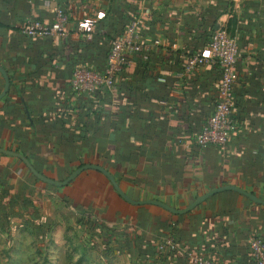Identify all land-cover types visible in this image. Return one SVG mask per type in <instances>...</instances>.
Here are the masks:
<instances>
[{"label":"crops","instance_id":"crops-1","mask_svg":"<svg viewBox=\"0 0 264 264\" xmlns=\"http://www.w3.org/2000/svg\"><path fill=\"white\" fill-rule=\"evenodd\" d=\"M61 8L70 19L67 37L22 35L27 19L50 26ZM134 19L143 49L129 56L131 65L117 77L119 92L100 93L97 101L82 95L73 85L76 65L104 69L111 38ZM215 20L239 49L236 131L224 146L201 148L197 136L218 102L222 71L218 64L184 70L193 55H209ZM84 22L92 23L90 32L79 30ZM0 66L11 81L0 101V148L25 156L39 173L64 181L83 165H99L126 192L138 189L160 202L170 198L177 209L187 206L189 195L198 198L221 186L264 200V0H0ZM4 87L0 73V94ZM52 187L20 158L0 153V226L18 230L32 224L34 213L46 223L40 202ZM60 191L49 193L51 201L69 203L78 217L117 230L121 247L109 244L111 254L130 264H195L198 256L252 264L246 238L264 239V206L236 192L174 215L128 204L93 170ZM4 234L15 239L20 232ZM166 237L179 249L160 256L157 247Z\"/></svg>","mask_w":264,"mask_h":264},{"label":"built area","instance_id":"built-area-1","mask_svg":"<svg viewBox=\"0 0 264 264\" xmlns=\"http://www.w3.org/2000/svg\"><path fill=\"white\" fill-rule=\"evenodd\" d=\"M149 14L150 11L145 12ZM68 17L61 9L56 10L53 25H45L39 20H28L22 27L21 33L27 38L49 37L53 35L65 36L69 32ZM139 20H131L124 33L112 42L108 57V67L101 77L102 85L108 89L116 90V79L125 67L131 65L130 55L142 51L140 43ZM91 22L79 24V30L90 32ZM209 55L195 54L185 64V73L189 74L199 67L218 64L222 71V79L218 88V102L206 126L197 136V144L205 147L208 144L218 143L226 145L229 136L236 131L233 113V89L236 82V67L239 60V49L236 38L228 30L218 25L213 31L209 42ZM77 80V78H76ZM77 82V81H76ZM76 84V83H75ZM79 90L78 88H76ZM95 90V89H94ZM93 91V90H92ZM248 245L252 252L253 264H264V242L256 235H250ZM159 250L174 252L177 250L173 242L161 244ZM195 264H222L218 261L208 260L201 256L194 258Z\"/></svg>","mask_w":264,"mask_h":264},{"label":"rangeland","instance_id":"rangeland-1","mask_svg":"<svg viewBox=\"0 0 264 264\" xmlns=\"http://www.w3.org/2000/svg\"><path fill=\"white\" fill-rule=\"evenodd\" d=\"M66 16L68 17L67 23L70 25L69 16L67 14ZM55 36L60 35L49 36V38ZM73 76H75L73 85L79 89L81 94L92 92L102 85L100 75L86 66H78ZM212 144L221 147L218 143ZM48 190L52 194L61 192L59 187H52ZM50 192L40 203L41 216H47L53 225L52 228L41 234V230L37 229L39 224L35 220L32 224L18 228V230L17 228L10 229V232H20L15 239L5 237L2 235L4 233H0V264H130L128 258L111 254L110 247L103 239L92 236L86 227L78 224L80 217L76 215L71 204L59 205L55 200L51 201ZM44 201L46 207H43ZM168 241L173 242L177 250L179 249V245L167 237L159 242L158 247Z\"/></svg>","mask_w":264,"mask_h":264},{"label":"water","instance_id":"water-1","mask_svg":"<svg viewBox=\"0 0 264 264\" xmlns=\"http://www.w3.org/2000/svg\"><path fill=\"white\" fill-rule=\"evenodd\" d=\"M0 73L3 75L5 79V87L2 93L0 94V101L6 97L10 90L11 86V81L10 77L7 74V72L0 66ZM0 153L8 155V156H13L20 158L21 160L24 161V163L27 165L29 170L32 172V174L41 182L63 188L68 185H70L72 182H74L82 173L93 170L101 173L104 175L112 184L114 187L116 193L128 204H131L133 206H144V205H152V206H158L163 208L164 210L170 212L171 214L174 215H185L190 212H192L194 209H196L199 205L203 204L205 201H207L209 198L218 195L223 192H236L248 199H250L253 203L257 205H262L264 206V200L261 197H257L256 195L245 191L244 189L237 187V186H221L219 188H216L214 190H211L207 192L206 194L199 196L198 198H194L192 195H189L188 197V204L185 208L183 209H177L176 206L171 202L170 198H167L165 202H160L157 200H151L148 198V194H144L143 197L141 196V191L138 189L130 188L127 192L120 186L119 182L115 178V176L106 168H103L99 165H94V164H86L81 167H79L77 170H75L66 180L64 181H58L51 179L41 173H39L29 162V160L16 152L9 151V150H4L0 148Z\"/></svg>","mask_w":264,"mask_h":264},{"label":"trees","instance_id":"trees-1","mask_svg":"<svg viewBox=\"0 0 264 264\" xmlns=\"http://www.w3.org/2000/svg\"><path fill=\"white\" fill-rule=\"evenodd\" d=\"M61 10H63L62 8H61ZM64 11V10H63ZM207 12H209V11H207ZM216 14V13H215ZM217 15V14H216ZM131 21V20H130ZM130 21L128 22V24L130 23ZM218 25H217V21L215 20L214 22H212V23H210L209 24V27H210V34H209V37H208V44H209V42H210V37H211V35H212V33H213V31L216 29V27H217ZM125 29V28H124ZM122 34V33H121ZM121 34H119V36L121 35ZM118 37V36H117ZM116 37V38H117ZM115 38V39H116ZM112 40V42H113V40H114V38H111ZM109 53H110V50H109V52L108 53H106V63H105V65H104V69L102 68H98L97 66H95V65H92V64H89V63H86V62H82V63H80V64H77L76 65V68L78 67V66H86V67H88V68H90V69H93L95 72H97L99 75H100V77H103V75L105 74V72H106V69H107V67H108V57H109ZM74 71H75V69H74ZM73 75H74V72H73ZM74 77V76H73ZM117 80V79H116ZM72 87V89H74V87L73 86H71ZM119 90H120V87H119V83L118 82H116V90L115 91H112V90H110V89H108V87H106L105 85H101V86H99L97 89H95V90H93L92 92H89V93H87V94H82V95H88V96H90L91 98H93V100H95V101H97V100H99L98 98L100 97V93H102V94H104V96H107V95H114V94H116V93H118L119 92ZM77 93V92H76ZM81 95V96H82ZM233 100H234V94H233ZM100 102H103V100L101 99V101ZM201 132V131H200ZM66 180V179H65ZM32 219H33V221L35 222V220L38 222V224L39 225H37V229H38V231H40L41 230V234H42V232H45L46 233V230L47 229H51L52 228V223L50 222V220H47L46 221V223H41V218L38 216V214L37 213H34V214H32ZM230 223H232V222H230ZM78 224L80 225V226H82V227H86L87 228V230H88V232L92 235V236H94V237H98V238H101V239H103V241L105 242V243H107V246L109 245V244H111V243H115L116 245H115V249H117V248H120L121 247V240H120V235H119V233L117 232V230L116 229H110L109 227H107V226H105V224H101V223H98L97 221H95V220H92L90 217H88V218H86L85 216H82V217H80L79 219H78ZM173 227H176V224H173ZM0 233H10V228H9V226L8 225H1L0 226ZM103 236H110L111 238H108V240L106 241V240H104V238H103ZM250 236V235H249ZM249 236L246 238L247 239V241H248V239H249ZM256 236H258L263 242H264V239L260 236V235H256ZM128 243V242H127ZM152 249H155V248H152ZM251 251V250H250ZM157 253L160 255V256H162V255H168V254H172V253H174V252H169L168 250L166 251V250H164V251H160L159 250V247H157ZM253 262H254V260H253V257H252V264H253ZM220 263H222V262H220Z\"/></svg>","mask_w":264,"mask_h":264}]
</instances>
